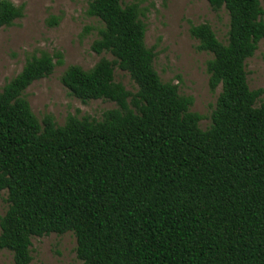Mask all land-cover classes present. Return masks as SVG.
Segmentation results:
<instances>
[{
  "label": "trees",
  "instance_id": "trees-1",
  "mask_svg": "<svg viewBox=\"0 0 264 264\" xmlns=\"http://www.w3.org/2000/svg\"><path fill=\"white\" fill-rule=\"evenodd\" d=\"M98 21L90 70L68 67L61 83L87 104L110 101L102 120L69 115L40 121L25 96L63 65L61 52L29 57L0 91V251L31 264L32 239L74 233L82 264H264V89L252 90L247 60L264 40L261 0H207L229 17L227 42L207 24L192 25L209 53L211 91L221 93L207 130L194 99L163 82L146 44L141 2L86 0ZM0 0V30L24 17ZM59 18L52 17L50 25ZM137 85L132 93L115 69Z\"/></svg>",
  "mask_w": 264,
  "mask_h": 264
},
{
  "label": "rangeland",
  "instance_id": "rangeland-1",
  "mask_svg": "<svg viewBox=\"0 0 264 264\" xmlns=\"http://www.w3.org/2000/svg\"><path fill=\"white\" fill-rule=\"evenodd\" d=\"M24 6V17L12 27L0 30V91L19 74L33 54L41 52L63 54L64 64L57 65L54 73L34 82L25 92L31 108L42 121L45 115L54 117L63 126L69 115L102 120L104 113L117 105L110 101L93 100L87 104L71 96L61 83L68 67L78 65L84 70L92 69L101 58L112 61L111 54L98 55L92 49L97 32L85 33L87 26L96 27L98 21L86 15V0H11ZM141 2L145 11L143 21L147 25L146 44L157 54L154 67L163 82L179 86L182 96L194 99L191 110L203 116L200 128L207 130L211 116L221 93V86L211 91L207 61L209 53L197 49L199 42L190 34L192 25L207 23L218 39L227 42L229 17L225 10L215 12L207 0H123L125 5ZM264 9V0H261ZM52 17L59 18L57 25H50ZM264 20V16H263ZM248 83L252 90L264 89V40L255 55L247 60ZM116 82L135 93L137 85L127 72L115 69ZM264 103V95L257 102ZM8 192L2 193L0 218L9 208ZM77 240L74 233L50 234L32 239L31 264H82L76 254ZM0 264H13L10 251H0Z\"/></svg>",
  "mask_w": 264,
  "mask_h": 264
}]
</instances>
